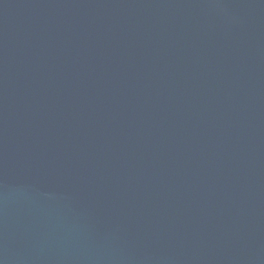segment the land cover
Returning a JSON list of instances; mask_svg holds the SVG:
<instances>
[{
  "label": "water",
  "instance_id": "obj_1",
  "mask_svg": "<svg viewBox=\"0 0 264 264\" xmlns=\"http://www.w3.org/2000/svg\"><path fill=\"white\" fill-rule=\"evenodd\" d=\"M0 264H264V0H0Z\"/></svg>",
  "mask_w": 264,
  "mask_h": 264
}]
</instances>
